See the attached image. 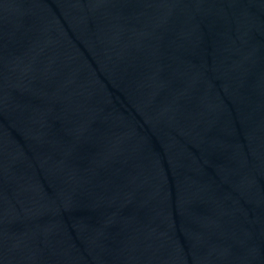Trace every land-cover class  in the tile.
Instances as JSON below:
<instances>
[{"label": "water", "instance_id": "1", "mask_svg": "<svg viewBox=\"0 0 264 264\" xmlns=\"http://www.w3.org/2000/svg\"><path fill=\"white\" fill-rule=\"evenodd\" d=\"M0 264H264V0H0Z\"/></svg>", "mask_w": 264, "mask_h": 264}]
</instances>
